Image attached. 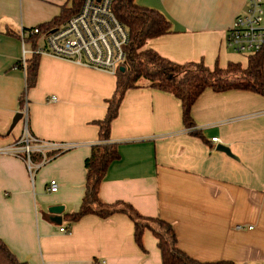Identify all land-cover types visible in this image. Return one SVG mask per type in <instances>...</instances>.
<instances>
[{"label": "crops", "instance_id": "0c3cea01", "mask_svg": "<svg viewBox=\"0 0 264 264\" xmlns=\"http://www.w3.org/2000/svg\"><path fill=\"white\" fill-rule=\"evenodd\" d=\"M136 2L172 21V32L147 42L162 56L210 67L247 65V55L244 62L226 46V36L248 0ZM63 6L71 1L0 0V150L26 130L41 140L76 144L48 152L46 160L33 153V169L24 156L0 152V238L29 264H162L156 237L145 230L141 248L127 213H91L75 222L67 216L82 204L85 161L99 140L97 121L107 115L116 75L40 53L36 83L22 104L21 61L32 55L34 42L37 48L46 42L31 30L58 17ZM192 117L200 135L184 126L174 94L145 84L127 90L110 130L120 158L110 164L99 196L170 222L178 247L200 262L264 264V95L207 88ZM52 179L56 192L48 188ZM52 205L64 206L61 223L49 213Z\"/></svg>", "mask_w": 264, "mask_h": 264}, {"label": "trees", "instance_id": "16d2710c", "mask_svg": "<svg viewBox=\"0 0 264 264\" xmlns=\"http://www.w3.org/2000/svg\"><path fill=\"white\" fill-rule=\"evenodd\" d=\"M70 1L71 7L63 6L58 17L39 24L41 32L48 33L59 28L79 12L83 0ZM112 10L129 34L128 43L124 46L126 57L115 73L116 89L107 100V115L103 120L97 121L99 140L92 145L91 154L85 161L87 181L82 204L78 211L67 216L71 222H75L86 214L108 217L122 211L134 222L135 240L141 248L144 231L150 230L153 233L158 241L162 264H230L224 261L200 262L194 259L178 247L177 234L170 222L160 217L145 216L124 201L107 203L100 198L99 190L110 164L120 158L118 145L112 141L110 130L127 90L145 84L174 94L181 101L184 126L200 135L199 131L194 129L192 107L207 88L216 92L250 90L264 95V50L247 55L246 66L241 62H229L226 67L218 64L210 67L203 61L178 63L147 46L148 40L172 32V21L165 13L156 8L140 5L136 0H114ZM33 46L34 49L37 48L35 42ZM39 57L40 54L33 53L26 58L25 67L21 65L26 73V89L21 97L22 104L27 90L36 83ZM121 66L125 67L124 70H121ZM0 264L29 263L20 260L0 238Z\"/></svg>", "mask_w": 264, "mask_h": 264}, {"label": "built area", "instance_id": "2783aa9c", "mask_svg": "<svg viewBox=\"0 0 264 264\" xmlns=\"http://www.w3.org/2000/svg\"><path fill=\"white\" fill-rule=\"evenodd\" d=\"M113 1L83 0L76 15L48 33L41 32L39 25L35 26L31 33L44 34L46 42L34 49L32 54L47 53L115 74L125 61L124 46L128 43L129 34L112 10ZM226 46L245 55L264 50V0H248L246 11L236 17L227 33ZM26 58L24 55L21 61L24 67ZM52 100H56V97H52ZM212 140L217 142L218 138ZM74 146L75 143L41 140L26 130L20 141L0 152L24 156L30 169H33L30 162L33 153L42 154L46 160L48 152L59 153ZM48 188L51 192L58 191V181L52 179ZM61 231L69 232L66 227H61Z\"/></svg>", "mask_w": 264, "mask_h": 264}, {"label": "water", "instance_id": "95a60500", "mask_svg": "<svg viewBox=\"0 0 264 264\" xmlns=\"http://www.w3.org/2000/svg\"><path fill=\"white\" fill-rule=\"evenodd\" d=\"M124 68H125L124 66H121V70H124ZM218 149L222 150V151H225L226 153L231 154L230 149L227 146H225V145H219ZM48 211H49L50 214H52L54 221H56L58 223L62 222V213L64 211V206H62V205H52V206H50L48 208Z\"/></svg>", "mask_w": 264, "mask_h": 264}, {"label": "rangeland", "instance_id": "374dc122", "mask_svg": "<svg viewBox=\"0 0 264 264\" xmlns=\"http://www.w3.org/2000/svg\"><path fill=\"white\" fill-rule=\"evenodd\" d=\"M246 56H245V54L243 55H241V58H242V60L245 62L246 61V58H245Z\"/></svg>", "mask_w": 264, "mask_h": 264}]
</instances>
